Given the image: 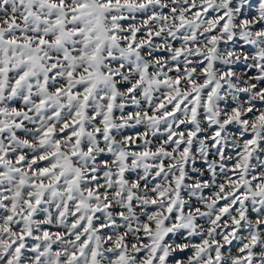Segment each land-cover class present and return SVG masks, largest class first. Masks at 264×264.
I'll return each instance as SVG.
<instances>
[{"label":"snow or ice","instance_id":"snow-or-ice-1","mask_svg":"<svg viewBox=\"0 0 264 264\" xmlns=\"http://www.w3.org/2000/svg\"><path fill=\"white\" fill-rule=\"evenodd\" d=\"M0 264H264V0H0Z\"/></svg>","mask_w":264,"mask_h":264}]
</instances>
